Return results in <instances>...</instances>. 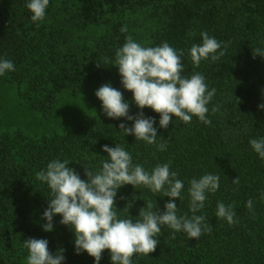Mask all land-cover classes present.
Wrapping results in <instances>:
<instances>
[{"label": "trees", "instance_id": "trees-1", "mask_svg": "<svg viewBox=\"0 0 264 264\" xmlns=\"http://www.w3.org/2000/svg\"><path fill=\"white\" fill-rule=\"evenodd\" d=\"M27 2L0 0V59L15 67L0 76V264H27L24 241L29 238L46 239L53 254L63 249V264H95L86 252L76 254L74 233L60 224V216L53 218L52 232L43 230L52 197L36 174L53 160H68V167L86 179L83 167L95 173L107 159L104 145L122 146L133 164L148 172L169 164L183 182L175 201L178 216L193 215L188 192L193 178L220 177L219 189L207 193L204 208L195 213L205 216L210 233L189 239L162 225L156 251L134 255L132 264H264V160L250 145L251 139L264 138V109L259 108L264 57H253L255 49L264 52V0H49L39 26ZM205 31L221 42L219 51L227 48L219 60L209 58L195 67L190 48L202 43ZM128 36L144 47L167 42L183 50L182 76L200 73L208 90L216 89L207 106L209 125L196 117L188 124L173 117L161 129L159 114L145 108L158 135L148 145L119 129L120 123L131 127V121L107 118L101 105L98 112L93 109L89 88L110 83L129 102V115L141 111L115 65V53ZM49 121L65 123L50 132ZM165 140L166 149L158 150ZM169 199L163 192L125 185L115 203L120 218L135 219L149 201L163 212ZM218 202L232 206L234 224L216 216ZM127 204L132 207L124 209ZM99 264H112L108 250Z\"/></svg>", "mask_w": 264, "mask_h": 264}, {"label": "clouds", "instance_id": "clouds-1", "mask_svg": "<svg viewBox=\"0 0 264 264\" xmlns=\"http://www.w3.org/2000/svg\"><path fill=\"white\" fill-rule=\"evenodd\" d=\"M25 6L31 13V20L39 26V22L45 19L49 0H29ZM200 35L202 43L193 44L189 53L195 67L209 58L212 62L219 60L227 48L225 45V51H219L221 42L210 37L206 31ZM257 55L264 57V52L255 49L253 57ZM182 56L183 50L178 52L167 42L161 46L144 47L128 36L115 53V65L121 85L132 93L133 102L141 111L136 116L129 115L130 105L123 93L106 83L95 92L103 114L109 119L131 121V127L120 123L119 129L126 136L132 135L136 141L148 145L155 144L158 135L154 127L155 119L144 116L145 108L159 114L161 129H167L173 117L185 124L196 117L209 125L211 121L207 118V106L216 89L209 91L205 77L200 73L182 76ZM14 70L11 60L0 59V76ZM259 108L264 109V104ZM217 110V107L212 108L213 113ZM250 145L264 160V138L251 139ZM166 146V140L157 145L160 151L165 150ZM102 151L107 153V159L102 161L99 171L93 173L88 167H83L86 179H81L75 169L68 167V160H53L46 171L36 174L38 181L47 184L52 197L42 217L46 221L42 226L45 232L53 231V218L60 216V224L74 233L77 255L86 252L94 258L95 264H99L102 253L108 250L112 264H132L134 255L148 257L156 251L162 225L173 232L186 234L189 239H199L204 232L212 231L211 225L205 223V216L195 213L204 208L206 194L219 189L218 175L205 174L190 181L188 192L193 215L190 218L187 215L178 216L175 201L181 196L183 182L176 178L177 173L170 171L169 164L157 165L148 172L142 165L133 164L131 154L122 146L104 145ZM233 183L238 184L239 178ZM125 185L133 188L144 186L153 193L163 192L164 197L170 198L169 202L164 205L163 212L149 201L140 209L137 218H120L115 200L118 190ZM246 206L251 209L252 201L249 200ZM131 207L127 204L124 209ZM216 216L226 220L229 225L236 222L232 206L222 202L217 204ZM24 247L28 250L27 264H63L65 259L64 250L59 249L53 254L46 239L29 238L24 241Z\"/></svg>", "mask_w": 264, "mask_h": 264}, {"label": "rangeland", "instance_id": "rangeland-1", "mask_svg": "<svg viewBox=\"0 0 264 264\" xmlns=\"http://www.w3.org/2000/svg\"><path fill=\"white\" fill-rule=\"evenodd\" d=\"M90 90H89V93H88V101L89 102H93V105L94 104H96V105H94L93 106V109L95 110V111H99V108H98V106L97 105H101V102L98 100V98L95 96V92L98 90L97 88H89ZM61 123V122H60ZM59 123V124H60ZM63 123H65V122H62L61 124H63ZM58 122H56V121H49L47 124H46V126H47V130L48 131H60V129H59V127H58Z\"/></svg>", "mask_w": 264, "mask_h": 264}]
</instances>
